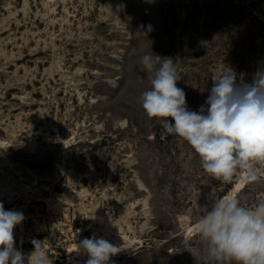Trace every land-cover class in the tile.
Segmentation results:
<instances>
[{
	"label": "rangeland",
	"instance_id": "rangeland-1",
	"mask_svg": "<svg viewBox=\"0 0 264 264\" xmlns=\"http://www.w3.org/2000/svg\"><path fill=\"white\" fill-rule=\"evenodd\" d=\"M144 54L174 59L199 112L222 73L264 70V0H0V203L24 214L25 255L35 239L53 264H85L76 245L95 236L120 246L112 264H207L200 205L264 201V177L217 180L162 137Z\"/></svg>",
	"mask_w": 264,
	"mask_h": 264
},
{
	"label": "clouds",
	"instance_id": "clouds-1",
	"mask_svg": "<svg viewBox=\"0 0 264 264\" xmlns=\"http://www.w3.org/2000/svg\"><path fill=\"white\" fill-rule=\"evenodd\" d=\"M140 63L151 82V89L142 93V108L157 120L162 137L181 138L217 180L231 183L242 176L253 184L264 177V70L255 73L251 84H238L231 69L222 73L213 83L207 108L195 112L177 87L181 75L173 58L144 54ZM200 211L194 232L207 264H264V201L249 208L237 198H223L200 205ZM24 219L23 212L6 211L0 203V264H53L45 241L32 240L27 255L15 247L14 229ZM184 247L193 256L199 251L191 238ZM74 252L88 257L85 264H112L120 246L93 236L79 241Z\"/></svg>",
	"mask_w": 264,
	"mask_h": 264
}]
</instances>
